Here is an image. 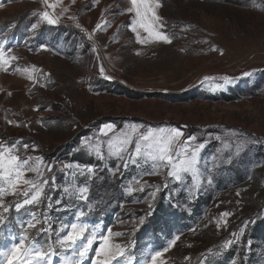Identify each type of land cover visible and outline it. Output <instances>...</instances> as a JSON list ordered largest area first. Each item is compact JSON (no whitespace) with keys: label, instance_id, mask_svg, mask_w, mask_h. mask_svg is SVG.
I'll return each instance as SVG.
<instances>
[{"label":"rangeland","instance_id":"obj_1","mask_svg":"<svg viewBox=\"0 0 264 264\" xmlns=\"http://www.w3.org/2000/svg\"><path fill=\"white\" fill-rule=\"evenodd\" d=\"M161 3L172 42L140 45L127 26L130 17L120 14L126 0H62L56 12L69 11L60 22H41L35 31L40 0H0V42L18 57L7 72L0 70V143L17 144L22 158L42 157L52 165L40 204L17 213L16 198H5L12 210L0 225V248L36 213L37 229L48 227L47 216L51 230L30 235L52 245L53 264H63L62 255L76 259L55 241L57 230L83 211L90 228L122 234L116 239L134 264H144L150 252L176 236L167 264H264V0ZM104 19L110 26L91 40L76 27L78 22L91 32ZM33 66L38 71L30 81L23 70ZM101 66L111 79L100 75ZM104 124L177 127L184 138L206 142L200 187L193 189L189 178L166 180V172L147 175L150 169L134 165L123 175L120 160L90 155L81 140L95 137ZM239 141L244 148L235 155ZM68 164L73 168L64 167ZM76 164L93 166L95 175L90 180L74 175ZM134 178L147 186L129 194ZM75 184H87V202L65 195L63 188ZM154 186L161 190L152 200ZM223 212L231 213L227 226L217 228ZM242 228L237 239L233 233ZM227 240L234 243L224 248Z\"/></svg>","mask_w":264,"mask_h":264},{"label":"snow or ice","instance_id":"obj_2","mask_svg":"<svg viewBox=\"0 0 264 264\" xmlns=\"http://www.w3.org/2000/svg\"><path fill=\"white\" fill-rule=\"evenodd\" d=\"M40 2L43 8L33 13L39 17L37 23L32 25L33 31L41 22H46L49 25L58 24L61 17L69 11V8L63 7L59 13L56 12L62 0H40ZM126 3L127 7L121 9L120 14L130 17L127 26L134 34L137 44L172 42V37L165 31L166 22L159 14V9L162 7L161 0H126ZM2 7L3 4H0V8ZM67 18L73 21L77 20L74 16ZM109 26L110 22L104 19L103 23H97L96 27L88 32L78 22L76 23V27L85 32L89 40L93 38V34L97 30H103ZM41 48L47 50L44 45H41ZM11 51V48L6 49L5 44L0 42V70L7 72L11 62L18 59L15 55H11ZM37 71L33 66L31 70L25 68L23 74L27 75L28 80L34 81ZM100 75L104 79H111L105 74L103 66L100 67ZM244 75L248 76L250 73L246 72ZM223 80L225 83L230 82L228 77H223ZM8 123L15 122L8 121ZM102 137H106V139H102ZM197 139L196 136L184 138V132L177 127H146L140 124H126L123 128L118 129L115 124H104L99 128L95 137H86L81 140V148L86 149L90 155H94L100 161L118 159L123 163L124 168H128L129 165H134L137 168L146 167L150 169L146 171L147 175H160L166 172V180L170 179L178 183L189 178L191 187L195 189L200 187L204 178L201 168V152L206 145V142L198 143ZM217 139L220 138L217 137ZM244 144V141L235 144V155H239ZM24 148L27 150L28 145H24ZM215 159L216 157L213 158L214 161ZM229 162H231L230 158ZM64 167L71 169L73 165L68 164ZM51 170L52 165L45 164L42 157L27 156L22 158L17 144L0 143V225L7 222V214L12 210V205L6 203V197L16 198L14 208L17 213L28 206L38 205L47 198L45 189L50 181L45 173L51 172ZM95 171L96 169L91 165L76 164L73 174L86 176L90 180L95 175ZM116 171H119V166ZM29 173L32 175L29 176ZM207 182L212 183L210 177ZM134 185H141L140 180L134 178L133 184H130L126 189L129 194L137 190L144 191L147 182L145 181L139 188ZM167 186L165 183L164 187ZM160 190V186H154V191L149 193L152 200L156 199ZM63 192L70 198L75 197L77 200L87 202L89 188L87 184H75L64 187ZM89 207L91 206L89 205ZM148 207L152 208L150 202ZM230 215L229 212L221 213L216 222L217 228L222 225L226 227L227 217ZM84 216L83 211L77 212L75 222L64 224L57 230L55 243L60 249L71 250L73 256L76 257V259H72L62 255L63 264H81L85 260L90 261V264H134L133 257L128 254V248L116 239L122 235L121 233H114L111 228H108L106 232H98L96 227L90 228L87 223L83 222ZM143 223L144 217H141L140 224ZM38 224H41V221L37 214L30 213V219L26 223H21L19 235L12 237L10 243L0 248V264H53L52 245L48 244L45 247L30 235V230L34 229L39 233L50 232L49 218L45 216L43 222L48 227L41 225L37 229ZM243 231L242 228L240 233H233V235L239 239ZM179 238L176 236L163 249L150 252L144 264H167L166 253L176 245ZM232 243L234 241L227 240L223 247L227 248ZM90 253L92 254L90 255ZM190 259V257H185V260Z\"/></svg>","mask_w":264,"mask_h":264},{"label":"crops","instance_id":"obj_3","mask_svg":"<svg viewBox=\"0 0 264 264\" xmlns=\"http://www.w3.org/2000/svg\"><path fill=\"white\" fill-rule=\"evenodd\" d=\"M3 4H4V2H3ZM3 35V33H1L0 32V36H2ZM6 37H11L12 38V34H10V35H7ZM11 65H12V62H11ZM11 67V66H10ZM8 69H10V68H8ZM3 72H5V71H3ZM128 171H129V168H124V167H122V174L123 175H128ZM146 171H148V170H146ZM145 171V172H146Z\"/></svg>","mask_w":264,"mask_h":264},{"label":"trees","instance_id":"obj_4","mask_svg":"<svg viewBox=\"0 0 264 264\" xmlns=\"http://www.w3.org/2000/svg\"><path fill=\"white\" fill-rule=\"evenodd\" d=\"M221 100H224V101H230L229 99H226V100H225L224 98H223V99H221Z\"/></svg>","mask_w":264,"mask_h":264},{"label":"bare ground","instance_id":"obj_5","mask_svg":"<svg viewBox=\"0 0 264 264\" xmlns=\"http://www.w3.org/2000/svg\"><path fill=\"white\" fill-rule=\"evenodd\" d=\"M200 69H204V68H200ZM205 73V72H204ZM196 81H197V79H196ZM195 82V81H194ZM191 84V83H190Z\"/></svg>","mask_w":264,"mask_h":264}]
</instances>
